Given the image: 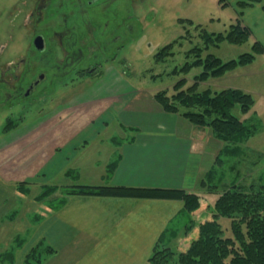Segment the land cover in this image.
Segmentation results:
<instances>
[{
	"label": "rangeland",
	"instance_id": "374dc122",
	"mask_svg": "<svg viewBox=\"0 0 264 264\" xmlns=\"http://www.w3.org/2000/svg\"><path fill=\"white\" fill-rule=\"evenodd\" d=\"M231 1L225 6L218 0H146L136 4L131 17L110 20L112 31L119 29L115 27L117 23H131L133 30L122 34L116 31L119 37L115 42L111 39L110 44L113 43L108 44L107 49L94 51L100 61V71L93 75L82 73V69L76 67L93 60L88 45L94 44V38L87 27L93 25L91 28L96 36L97 30L105 29V19L101 17L90 22V19L77 18L76 22L82 24L75 32H79L82 40L76 42L84 52L82 63L75 65L65 80L50 85L49 91L36 100L13 106L0 105V264H24V256L36 244L28 239L33 227L65 196L71 183L68 180L72 181L67 174V144L81 141L85 128L92 125L106 127L99 135L97 133L101 141L115 134L118 122L113 111L123 98L133 103L139 99L155 100L153 94L158 91L165 89L168 95L174 93L173 85L181 78L186 79V85L191 84L200 67H193L188 73H173L172 70L187 60L185 51L198 39L192 27L190 35L174 47L172 55L157 61L154 54L184 32L177 22L180 17L190 18L207 31L227 29L237 17ZM29 40V28L23 22L20 26L19 21L0 20V46H6L4 52L12 56L23 53ZM252 43L249 38L241 44L224 41L207 51L228 60L249 51ZM240 66L222 76L200 81L198 89L220 90L232 86L250 89L254 98L250 111L242 113L235 105L232 112L247 125L256 127L239 140H222L211 129L204 128L212 132L201 136L205 145L197 165L198 173L202 174L200 180L205 178L206 183L197 195L204 196V200L192 204L191 211L185 208L186 213L175 219L173 226L194 225L187 235L183 232L178 244L170 245L175 251L187 247L196 235L197 223L216 213L214 202L225 188L238 184L244 188L251 184L264 185V67L259 61ZM110 81L115 84L114 88L110 86L101 91L100 88ZM46 188H53V191L38 197ZM217 218L225 228L224 235H229L230 218ZM45 258L43 256L41 262Z\"/></svg>",
	"mask_w": 264,
	"mask_h": 264
},
{
	"label": "crops",
	"instance_id": "0c3cea01",
	"mask_svg": "<svg viewBox=\"0 0 264 264\" xmlns=\"http://www.w3.org/2000/svg\"><path fill=\"white\" fill-rule=\"evenodd\" d=\"M231 3L237 13L236 0ZM241 20L250 29L249 40L264 47V0L243 8ZM254 61L264 67V51ZM110 86L115 84L106 83L100 90ZM232 87L251 94L250 89ZM118 103L113 111L118 122L115 134L105 142L98 137L105 126L85 128L81 141L67 144V169H74L82 183L199 193L202 174L197 165L205 145L201 136L212 134L204 129L207 126H195L180 114L164 111L155 100L133 103L123 98ZM184 213L181 199L68 194L64 203L39 219L28 239L34 244L43 240L54 248L39 264H144L155 248L182 239V226L173 224Z\"/></svg>",
	"mask_w": 264,
	"mask_h": 264
},
{
	"label": "trees",
	"instance_id": "16d2710c",
	"mask_svg": "<svg viewBox=\"0 0 264 264\" xmlns=\"http://www.w3.org/2000/svg\"><path fill=\"white\" fill-rule=\"evenodd\" d=\"M256 1L259 0H236L235 4L239 9L237 17L224 31H207L205 27L199 23L195 24L190 18L177 19V22L183 26L184 32L161 46L154 54L155 60L161 61L172 55L174 47L179 46L181 40L190 35V27H192L198 39L185 51L187 60L180 67H174L172 71L188 73L193 67H200L201 70L194 75L193 82L189 85H186L185 78L179 79L173 85V89L176 90L174 93L168 95L167 90L164 89L153 95L164 111L180 114L195 126H207L222 140L244 139L249 132L254 131L256 127L254 124L247 125L232 112L235 105L239 106L242 113L251 109L254 98L250 93L233 87L220 90L208 87L199 90L198 83L209 77L222 76L237 66L249 64L257 53L264 51V47L258 41L252 43L249 51L228 60H223L207 51L211 47H218L224 41L241 44L249 38L251 32L242 23L241 10ZM229 2L230 0H218L221 6ZM113 166L112 162L108 168L109 172ZM67 174H70L73 182L67 186L65 196L59 204L65 202L68 194L170 198L181 199L184 202V209L191 211L197 202L204 200V197L183 188L89 184L79 182L78 174L74 169L67 170ZM204 183L205 178H201L200 187H203ZM51 191L53 188H46L38 197H44ZM213 207L216 213L211 215V218L197 223L196 235L190 239V242L187 239L189 243L186 248L175 251L170 245H162L153 250L146 262L149 264H264V185L255 187L251 184L248 188H244L238 184L225 188L218 195ZM217 216L230 218L229 235H224L225 228L222 227ZM193 226L185 224L184 234L187 235ZM53 251L52 246L40 240L26 253L23 263L39 264L43 256Z\"/></svg>",
	"mask_w": 264,
	"mask_h": 264
},
{
	"label": "flooded vegetation",
	"instance_id": "af4514ba",
	"mask_svg": "<svg viewBox=\"0 0 264 264\" xmlns=\"http://www.w3.org/2000/svg\"><path fill=\"white\" fill-rule=\"evenodd\" d=\"M144 2L146 0H0V20L19 21L20 26L23 22L30 34L23 53L12 56L4 52L6 46H0V105L13 106L36 100L49 91L50 85L65 80L67 73L82 63L84 52L76 45L77 39L82 40L79 32L75 33L82 24L76 22L77 18L90 19V22L105 19V29L97 30L96 36L93 25L87 27L94 38H91L94 44L88 45L93 60L76 67L88 75L98 74L100 61L94 51L107 49L111 39L115 42L119 37L116 31L122 34L133 30L131 23H117L115 27L119 29L112 31L110 20L131 17L135 5Z\"/></svg>",
	"mask_w": 264,
	"mask_h": 264
}]
</instances>
